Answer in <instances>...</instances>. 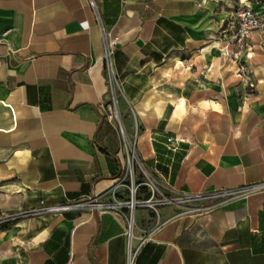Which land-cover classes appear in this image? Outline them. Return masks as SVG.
<instances>
[{"label": "crops", "instance_id": "obj_1", "mask_svg": "<svg viewBox=\"0 0 264 264\" xmlns=\"http://www.w3.org/2000/svg\"><path fill=\"white\" fill-rule=\"evenodd\" d=\"M90 1L0 0V217L14 216L0 224V264H264V191L199 213L165 207L159 224L138 208L131 239L126 209L25 215L129 199L122 147L136 133L139 158L176 194L264 182V29L237 61L228 45L236 7L264 17V0ZM103 32L119 121L101 110Z\"/></svg>", "mask_w": 264, "mask_h": 264}, {"label": "built area", "instance_id": "obj_2", "mask_svg": "<svg viewBox=\"0 0 264 264\" xmlns=\"http://www.w3.org/2000/svg\"><path fill=\"white\" fill-rule=\"evenodd\" d=\"M92 8L95 9V3L93 0L90 1ZM100 22L99 16L97 17ZM234 31L231 35V40H229L228 45L233 46L236 50L230 58L237 61L240 59L241 54H243L249 45L250 36L264 29V17L261 13L256 11L250 6H246L243 4L238 5L237 10L234 14L233 19ZM105 39V57L104 62L106 66V74L108 79V87H109V100L107 102H103L101 105L102 114L110 121H119V115L116 111L118 95L120 92V85L118 79L114 73L112 66V57H113V44L107 40V36L105 32H103ZM248 57V54H246ZM124 135V131H122ZM137 137V133L134 138H126L124 135L123 142V151L125 152V169H124V179H130V196L127 200H120L114 202L104 201V195L96 196L95 198H88L87 200L77 201L75 203H69L59 206H51L44 207L38 210L30 211L26 213L27 216L39 215L42 213H60L63 211H69L73 209H87L91 212L96 211L99 214H105L107 212H117L119 210L126 209L129 213L130 223L128 224V229L126 231V237L128 239L132 238V217L138 208L146 207L150 210H153L157 217V224L160 222L161 218V210L165 207L169 206H183L186 208L188 213H199L202 211H207L212 208L211 206H201L198 205L199 202H203V200H218L225 199L230 201H237L248 198L251 194L259 193L264 191V182L260 184H254L252 186H248L245 188H241L239 190H229L222 191L218 193H214L209 195L208 197H204L201 195H179L170 190L166 184L161 182L158 178H156L153 174H151L147 168L145 167L142 160L139 158L136 152V144L135 139ZM136 167L139 168V171L136 170ZM139 172L142 177V181L137 184L135 183V174ZM145 187L149 197L145 200H139L136 198L137 191L139 187ZM117 188V187H116ZM163 190L164 193L175 194L176 197H172L171 195L165 196L161 193ZM170 192V193H168ZM189 204L190 206H186ZM14 218V216H1L0 224L5 223L6 220ZM160 226H157L159 229Z\"/></svg>", "mask_w": 264, "mask_h": 264}, {"label": "rangeland", "instance_id": "obj_3", "mask_svg": "<svg viewBox=\"0 0 264 264\" xmlns=\"http://www.w3.org/2000/svg\"><path fill=\"white\" fill-rule=\"evenodd\" d=\"M240 4H241V3H240ZM237 7H238V6H237ZM237 7H236V10H237ZM235 12H236V11H235ZM136 170L139 171V168L136 167ZM139 172H140V171H139ZM161 193L164 194L165 196L171 195L172 197H176V195H175V194H172V193L166 195L167 193H164L163 190L161 191ZM168 193H170V192H168ZM213 203H214L213 200H208V201H206V203H203L201 206H211V205H213ZM186 206L189 207L190 205L187 204ZM150 211H151V215L153 216V218L157 219L156 214L154 213V211H153V210H150Z\"/></svg>", "mask_w": 264, "mask_h": 264}]
</instances>
